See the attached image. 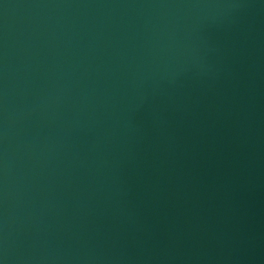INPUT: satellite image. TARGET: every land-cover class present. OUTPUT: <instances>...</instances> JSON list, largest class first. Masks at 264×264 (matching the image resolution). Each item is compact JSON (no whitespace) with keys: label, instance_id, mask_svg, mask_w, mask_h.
Masks as SVG:
<instances>
[{"label":"water","instance_id":"1","mask_svg":"<svg viewBox=\"0 0 264 264\" xmlns=\"http://www.w3.org/2000/svg\"><path fill=\"white\" fill-rule=\"evenodd\" d=\"M0 264H264V0H0Z\"/></svg>","mask_w":264,"mask_h":264}]
</instances>
